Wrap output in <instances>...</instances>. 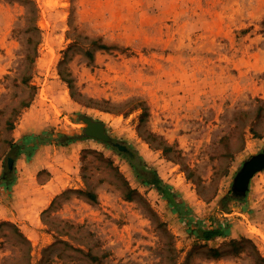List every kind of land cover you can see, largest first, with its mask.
Returning <instances> with one entry per match:
<instances>
[{
	"label": "rangeland",
	"instance_id": "rangeland-1",
	"mask_svg": "<svg viewBox=\"0 0 264 264\" xmlns=\"http://www.w3.org/2000/svg\"><path fill=\"white\" fill-rule=\"evenodd\" d=\"M27 136L20 186L0 182V264H264V169L231 194L264 151V0H0V174Z\"/></svg>",
	"mask_w": 264,
	"mask_h": 264
},
{
	"label": "trees",
	"instance_id": "trees-1",
	"mask_svg": "<svg viewBox=\"0 0 264 264\" xmlns=\"http://www.w3.org/2000/svg\"><path fill=\"white\" fill-rule=\"evenodd\" d=\"M81 136H84V134L70 135L65 132H60L57 134L56 142L59 144H68L69 142L75 140L76 138H81ZM32 140H33L32 136H27L19 140L11 139L6 141L8 144L7 146L8 148L4 159V164H3L4 167L0 174V182L2 184H5L7 188L13 185L16 180L14 176V172H15L14 165L9 167L8 158L9 157L15 158L16 156L22 153H26L28 155L32 153V150L36 146L34 142H31ZM127 159L137 179L141 183L156 189L162 195V197L167 200L168 204L171 206L173 211L180 212L181 208L183 207V203L178 200L177 192L173 189V187L170 184L163 181V179L158 174L157 170L149 166L136 150L130 151V153L127 154ZM194 233L196 234L197 238L203 240H210L215 237L226 234V230H224L223 227L221 226H217V227L200 226L197 227L196 230H194ZM24 239L27 242L28 247H30V242L26 238Z\"/></svg>",
	"mask_w": 264,
	"mask_h": 264
},
{
	"label": "water",
	"instance_id": "water-1",
	"mask_svg": "<svg viewBox=\"0 0 264 264\" xmlns=\"http://www.w3.org/2000/svg\"><path fill=\"white\" fill-rule=\"evenodd\" d=\"M85 126L84 133L88 136H92L104 141H110V136L106 133L104 124L101 121L93 120L92 118L85 116L82 118ZM120 149H123L124 146L119 145ZM13 159H8L9 167L12 166ZM264 169V151L259 152L250 156L245 160L241 168L236 172L234 180L231 186V194L234 196H244L249 186L250 179L252 175L258 171Z\"/></svg>",
	"mask_w": 264,
	"mask_h": 264
},
{
	"label": "crops",
	"instance_id": "crops-1",
	"mask_svg": "<svg viewBox=\"0 0 264 264\" xmlns=\"http://www.w3.org/2000/svg\"><path fill=\"white\" fill-rule=\"evenodd\" d=\"M20 184H21V181L20 182H18V183H14V187H18V186H20ZM31 184V183H30ZM29 184V185H30ZM28 198H30V195H27L25 198H24V200H26V199H28ZM24 204V203H23Z\"/></svg>",
	"mask_w": 264,
	"mask_h": 264
},
{
	"label": "bare ground",
	"instance_id": "bare-ground-1",
	"mask_svg": "<svg viewBox=\"0 0 264 264\" xmlns=\"http://www.w3.org/2000/svg\"><path fill=\"white\" fill-rule=\"evenodd\" d=\"M81 125H83V123H80Z\"/></svg>",
	"mask_w": 264,
	"mask_h": 264
}]
</instances>
